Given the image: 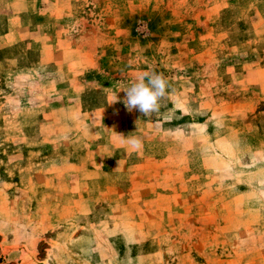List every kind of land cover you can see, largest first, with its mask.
Returning a JSON list of instances; mask_svg holds the SVG:
<instances>
[{
	"label": "rangeland",
	"instance_id": "obj_1",
	"mask_svg": "<svg viewBox=\"0 0 264 264\" xmlns=\"http://www.w3.org/2000/svg\"><path fill=\"white\" fill-rule=\"evenodd\" d=\"M0 264H264V0H0Z\"/></svg>",
	"mask_w": 264,
	"mask_h": 264
},
{
	"label": "clouds",
	"instance_id": "obj_2",
	"mask_svg": "<svg viewBox=\"0 0 264 264\" xmlns=\"http://www.w3.org/2000/svg\"><path fill=\"white\" fill-rule=\"evenodd\" d=\"M168 86L163 74L154 71L143 72L122 89L125 92L123 102L126 109L129 112L137 110L143 115L157 111L159 101L166 94ZM132 145L138 147L139 141L134 139Z\"/></svg>",
	"mask_w": 264,
	"mask_h": 264
},
{
	"label": "crops",
	"instance_id": "obj_3",
	"mask_svg": "<svg viewBox=\"0 0 264 264\" xmlns=\"http://www.w3.org/2000/svg\"><path fill=\"white\" fill-rule=\"evenodd\" d=\"M10 30H11V29H10ZM7 35H10V32H8Z\"/></svg>",
	"mask_w": 264,
	"mask_h": 264
}]
</instances>
